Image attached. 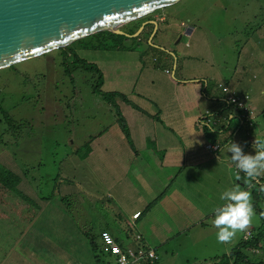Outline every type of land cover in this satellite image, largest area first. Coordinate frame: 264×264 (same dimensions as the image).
Here are the masks:
<instances>
[{
	"label": "rangeland",
	"instance_id": "1",
	"mask_svg": "<svg viewBox=\"0 0 264 264\" xmlns=\"http://www.w3.org/2000/svg\"><path fill=\"white\" fill-rule=\"evenodd\" d=\"M146 18L158 20L151 42L149 28L140 38L114 33L85 36L69 44L80 59L101 71L104 83L98 90L97 72L72 66L71 56L66 60L72 74L65 73V55L58 48L0 69V101L11 119L10 124L3 123L0 112V173L9 171L19 177L16 191L0 196V264H116L98 247V259L91 252V238L99 244L103 229L123 245L135 246V236L147 234L150 245L146 244L155 249L157 264H206L229 254L261 225L264 177L249 186L244 174L237 179L234 168L226 179L233 183L236 179L235 185L238 181L251 192L256 216L250 229L238 233L231 244L218 242L213 225L214 209L224 203L217 194L235 186L223 179L217 183L222 191L207 198L189 185L183 187L179 174L163 198L176 203L162 208L167 219L172 216L170 222H159L147 213L152 207L147 208V201L156 196H151L152 186L135 179L134 155L142 150L151 154L158 144L142 142L144 136L133 134L138 118L132 114H139L137 105L144 118L160 117L150 100L167 89V77L189 78L204 88L207 84L214 100L220 92L224 96L219 83L243 91L248 82L254 85L255 104L250 107L255 114H251V127L243 124L262 131L258 136L264 139V93L257 90L264 78V0H179L136 22ZM191 25L195 33L189 37L185 32ZM167 53L172 62L163 59ZM142 67L156 72L153 84ZM227 109L237 118L242 112L231 104L219 115ZM118 115L133 126V137L129 132L131 137L119 138ZM237 118L219 135L222 142L237 138ZM101 138L110 144L103 148ZM251 140L250 136L244 139L247 144ZM158 158V154L151 157L152 162ZM156 165L149 164L153 170ZM135 209L142 213L137 220L132 218ZM253 252L249 255L264 260V252Z\"/></svg>",
	"mask_w": 264,
	"mask_h": 264
},
{
	"label": "crops",
	"instance_id": "2",
	"mask_svg": "<svg viewBox=\"0 0 264 264\" xmlns=\"http://www.w3.org/2000/svg\"><path fill=\"white\" fill-rule=\"evenodd\" d=\"M159 19L160 21H163L164 15L161 14ZM186 30L188 31V36L192 37L195 33V26H188ZM187 53L189 56V54H192L193 51ZM167 54L169 55L165 56L163 59L165 62H172L173 58L171 54ZM178 54L177 57L179 56ZM155 61H158V59ZM141 69L146 71L145 75L151 76L153 78L151 81L153 84L157 76L156 72L149 71V67H142ZM180 79L181 80L173 81L167 77V89L163 90L164 93L154 94V100H150L153 102L154 109H156L158 112L157 116L160 114V117L150 115L154 118L156 117L155 119H150V116L147 115L148 117L144 118L143 114H141L143 109L137 105L135 106L139 109L136 108L135 110H137L141 116L139 114H135L133 110L128 109V112L133 111L132 115L135 116L136 119L138 118L134 132L133 126H131L128 123V120H126L127 118H125L128 123L129 132H131V134L133 132V134H135L137 137L140 136L143 138L144 136L146 140H143L142 142H150L153 143V145L155 143L158 144V147H155L151 154L147 153L145 150L141 151V153L143 152L142 154L136 152L134 156L137 158L134 162V166L136 165L135 168H137V170L134 177L136 180L139 178L138 180H140L142 184H145L146 186H152L153 195L151 196L155 195L156 197L149 202L147 201V204L153 202L151 209L147 213H153V215L157 217V221L164 222L166 224L170 222L172 216L167 219L163 215L162 208L167 204H172L175 206L176 203L168 200L165 201L163 199L165 196L164 193L168 191L171 182L174 181L179 174L184 184L183 187L189 185L192 190L195 188L207 198H209L210 194L214 197V192H216V190H218L219 193L222 191V188H220L219 184H217L220 183L222 179L230 186H234L236 180L234 179L233 183L226 179V176H230L231 169L234 168V170H236V168L234 164L231 165V153L226 151L221 152L223 145L230 143L231 141L236 142L242 148L244 146L245 153L254 154L252 142L255 139V136L259 138L258 134L260 135L263 133L262 131L256 130L255 127L254 129L245 127L243 123H246V121L239 118V113L238 118L240 122L237 124L235 123V135L237 138H230L229 140L224 139L222 142V139L219 137V135L221 132L223 133L226 131V129L231 125L233 118H237V115L229 111V109H227V113L225 115H219V111L231 106L225 102V95L223 96L220 92V96H216L217 98L214 100L212 98L213 94L206 90L207 84L204 88L197 81H191L189 78ZM244 84L245 88L243 91L238 90L236 87L231 88L236 92L239 91L243 94L248 93L250 95V100L248 101L247 106L251 111H253L250 105L254 106L255 104V102H253L254 94L252 93L253 91H251L254 85L249 84L248 82H244ZM258 85V92L261 91V94L264 93V91H262L264 86V78L260 79ZM146 90V88H143V91ZM149 97H151V95H149ZM206 109L210 111V118L215 119L216 121L214 126L211 124V127L215 128V131H208L203 127V125H205L208 128V125H206L204 120H202L204 111ZM252 114H255V112L253 111ZM114 124L117 123L115 122ZM249 126L251 127V125ZM239 133L242 135L241 137H238ZM249 136L252 140L247 144L244 139ZM119 138L125 139L126 136L120 132ZM224 142L225 144H223ZM101 143L103 144V148L110 144L108 139L105 138H101ZM206 145H217L218 147L213 150L210 147L207 148ZM157 154L159 155V158L154 163L152 162L153 160L151 157L154 158L157 156ZM149 164H152L153 166L156 164L157 165L153 170ZM241 174L243 175V173H239V175ZM242 182L241 186L244 187V183ZM236 183L238 184V181ZM211 191L213 193H211ZM220 195L217 194L218 197H220ZM161 199L163 201H161ZM212 203L213 202H209V204ZM137 211L141 212L140 210L135 209L132 212V215ZM141 214L142 213H140L135 219H139ZM103 230L109 231L108 229ZM101 231L102 230H100V232ZM140 236L141 238L143 237V242L145 245L146 243L150 245V241L146 237L148 236L147 234L146 236L140 234Z\"/></svg>",
	"mask_w": 264,
	"mask_h": 264
},
{
	"label": "water",
	"instance_id": "3",
	"mask_svg": "<svg viewBox=\"0 0 264 264\" xmlns=\"http://www.w3.org/2000/svg\"><path fill=\"white\" fill-rule=\"evenodd\" d=\"M177 1L0 0V69L105 30L137 37L151 24L147 35L151 42L157 19L141 20L132 33L121 27Z\"/></svg>",
	"mask_w": 264,
	"mask_h": 264
},
{
	"label": "clouds",
	"instance_id": "4",
	"mask_svg": "<svg viewBox=\"0 0 264 264\" xmlns=\"http://www.w3.org/2000/svg\"><path fill=\"white\" fill-rule=\"evenodd\" d=\"M208 127L210 131H215L210 124ZM252 148L254 154L245 153L238 143L231 141L221 149V152L231 153L230 161L237 170V179H240L239 173H243L246 177L244 182L249 186H254L253 182H259V179L264 177V139L255 136ZM220 199L224 203L214 209L213 225L218 230V242L231 244L238 233L247 232L253 224L256 216L253 197L250 191L243 190L237 184L225 190ZM260 216L264 217V211Z\"/></svg>",
	"mask_w": 264,
	"mask_h": 264
},
{
	"label": "trees",
	"instance_id": "5",
	"mask_svg": "<svg viewBox=\"0 0 264 264\" xmlns=\"http://www.w3.org/2000/svg\"><path fill=\"white\" fill-rule=\"evenodd\" d=\"M139 24H140V22L132 21V22H130L128 24H125V25H128V26H127L126 29L123 28V30L128 32V33H132L138 28ZM146 27L148 29L150 28L149 33H148V34H150L151 31H152L153 26L151 24H149V25H146ZM157 31H156V33H157ZM112 34H114V33L105 30V31H100L98 33L86 36V37H90V36L102 37V36H105V35H112ZM155 34H154V36H155ZM140 35H138L136 38H140ZM121 36H124V35H121ZM79 40L81 41L82 39H79ZM69 47H70V45H68L66 47H63V48H58L59 50H62L63 54L65 55L64 56L65 58L62 59V63L64 64V68L63 69H64L65 73H67V75H70V76L72 74V70H73L72 68L73 67L68 66L69 62H67V60H66V57H70L71 56L72 58H74V60L71 63L75 64V65H72V66H76L78 68L94 71L95 73L97 72L96 73L97 78H96L95 86H96V90H98V88L103 84V75H102L101 71L96 66H94V64L87 63L86 61L80 59L76 55V53L72 49H70ZM103 94H106L107 96L116 95L115 92H105ZM0 112H1V115H2L1 119L3 120V123L6 122L7 124H10L11 123V122H9L11 120L10 116H8L3 111L2 105H1V101H0ZM117 121H118V124H119V126H120V128L122 130V133L128 138L130 135H129V130L127 128V125H126V122H125L124 118L118 115ZM214 125L215 124H213V126ZM0 182L2 184V186L0 188V196H1V195H4L5 192L10 190V189H12V190L16 189L15 185L19 182V177L16 176V175L11 174V172H9V171H8L7 174L0 173ZM255 183L259 184L260 183V179H259V182H255ZM261 192H263V191H261ZM260 195H262L264 197V192L260 193ZM23 197L26 198V199H29V200H34V199H31L29 196L23 195ZM0 200H1V197H0ZM151 204H153V202H150L147 205V208H149L151 206ZM261 219H262L261 225L253 231V233L251 234L250 238L240 240L235 246L232 247V249L230 250L229 254L224 253V254H222L220 256H216L213 259H211L208 262H206V264H264V260L260 259L259 257L258 258H254V257L249 255L251 251H254L253 253H256L255 251L264 252V217H261ZM113 238L122 247L127 245V244L123 245L119 241V239L117 237L113 236ZM91 239H92L91 240V247H92V252H93V255H94L95 259L99 258L98 255H97V252H96L97 251V247H98V249H100V253H102V254L104 253V254L108 255V253L103 252L100 244H96L95 242H93L94 238H91ZM135 240H137V239H135ZM140 241H141L142 244H145L143 242V240H140ZM108 256H110V255H108ZM154 264H157V261L154 262Z\"/></svg>",
	"mask_w": 264,
	"mask_h": 264
},
{
	"label": "built area",
	"instance_id": "6",
	"mask_svg": "<svg viewBox=\"0 0 264 264\" xmlns=\"http://www.w3.org/2000/svg\"><path fill=\"white\" fill-rule=\"evenodd\" d=\"M218 86L223 90L225 95V102L227 104H235L237 108L242 109V112L239 115L240 119H243L249 125H252L251 114L252 111L248 108L247 104L250 100V95L248 93L240 94L235 90L229 88L226 85L218 84ZM210 111L206 109L204 111V120L206 125L216 124L215 119L210 118ZM207 148H212L215 150L217 145H206ZM237 171V170H235ZM140 212H135L132 215V218H137ZM100 246L103 252L108 253V255L114 258L116 264H154L157 260V254L153 247L148 246L147 244H142L140 241V235H136L137 244L132 245L128 244L124 247L119 245L112 234L107 230H102L99 233Z\"/></svg>",
	"mask_w": 264,
	"mask_h": 264
},
{
	"label": "flooded vegetation",
	"instance_id": "7",
	"mask_svg": "<svg viewBox=\"0 0 264 264\" xmlns=\"http://www.w3.org/2000/svg\"><path fill=\"white\" fill-rule=\"evenodd\" d=\"M147 19H149V18H147ZM144 21V20H143Z\"/></svg>",
	"mask_w": 264,
	"mask_h": 264
}]
</instances>
